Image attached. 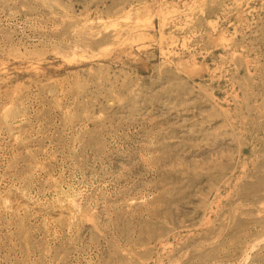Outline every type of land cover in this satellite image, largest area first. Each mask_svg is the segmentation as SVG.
Segmentation results:
<instances>
[{"label":"rangeland","instance_id":"rangeland-1","mask_svg":"<svg viewBox=\"0 0 264 264\" xmlns=\"http://www.w3.org/2000/svg\"><path fill=\"white\" fill-rule=\"evenodd\" d=\"M0 264H264V0H0Z\"/></svg>","mask_w":264,"mask_h":264}]
</instances>
